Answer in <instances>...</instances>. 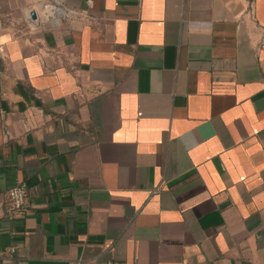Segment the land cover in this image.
<instances>
[{
	"label": "crops",
	"instance_id": "obj_1",
	"mask_svg": "<svg viewBox=\"0 0 264 264\" xmlns=\"http://www.w3.org/2000/svg\"><path fill=\"white\" fill-rule=\"evenodd\" d=\"M112 262L264 264V0H0V264Z\"/></svg>",
	"mask_w": 264,
	"mask_h": 264
},
{
	"label": "built area",
	"instance_id": "obj_2",
	"mask_svg": "<svg viewBox=\"0 0 264 264\" xmlns=\"http://www.w3.org/2000/svg\"><path fill=\"white\" fill-rule=\"evenodd\" d=\"M69 11L62 6H51L45 11L44 24L58 25L60 20L69 15ZM35 19V18H34ZM9 212L16 215H26L30 211L28 202V191L24 184L17 183L9 188L6 193ZM109 264H120L112 262Z\"/></svg>",
	"mask_w": 264,
	"mask_h": 264
},
{
	"label": "water",
	"instance_id": "obj_3",
	"mask_svg": "<svg viewBox=\"0 0 264 264\" xmlns=\"http://www.w3.org/2000/svg\"><path fill=\"white\" fill-rule=\"evenodd\" d=\"M32 17L35 18V14L34 13H32Z\"/></svg>",
	"mask_w": 264,
	"mask_h": 264
}]
</instances>
